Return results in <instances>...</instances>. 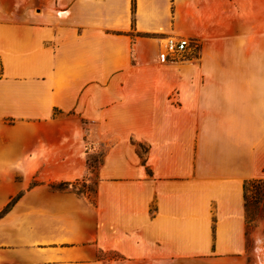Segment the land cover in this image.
<instances>
[{"label": "crops", "instance_id": "0c3cea01", "mask_svg": "<svg viewBox=\"0 0 264 264\" xmlns=\"http://www.w3.org/2000/svg\"><path fill=\"white\" fill-rule=\"evenodd\" d=\"M0 64V264H250L264 0H0Z\"/></svg>", "mask_w": 264, "mask_h": 264}, {"label": "rangeland", "instance_id": "374dc122", "mask_svg": "<svg viewBox=\"0 0 264 264\" xmlns=\"http://www.w3.org/2000/svg\"><path fill=\"white\" fill-rule=\"evenodd\" d=\"M1 72V64H0ZM138 151L143 157L146 145L138 142ZM88 162L95 164L99 161L100 155L98 152L89 151L87 154ZM257 177L252 179L247 184L246 188V219L248 228V239L252 243V252L248 255L250 264H264V180ZM36 181L33 179L32 182ZM72 185L78 191L87 192L94 191V182L86 184L84 179H76L72 181ZM66 187V186H65ZM2 210V209H1ZM0 210V215L3 214ZM3 235L0 241L3 242ZM109 256L115 257V253H110Z\"/></svg>", "mask_w": 264, "mask_h": 264}, {"label": "built area", "instance_id": "2783aa9c", "mask_svg": "<svg viewBox=\"0 0 264 264\" xmlns=\"http://www.w3.org/2000/svg\"><path fill=\"white\" fill-rule=\"evenodd\" d=\"M189 39L175 35H168L163 39L164 49L160 53L161 60L173 59L177 53L182 52L188 45Z\"/></svg>", "mask_w": 264, "mask_h": 264}, {"label": "trees", "instance_id": "16d2710c", "mask_svg": "<svg viewBox=\"0 0 264 264\" xmlns=\"http://www.w3.org/2000/svg\"><path fill=\"white\" fill-rule=\"evenodd\" d=\"M133 9H134V1H133ZM87 161H88V159H87ZM88 164H89V166L95 167V166L98 164V162H96L94 165L91 164V163H89V162H88ZM252 179H255V178L246 179V180L244 181L243 187H244V195H245V198H246V188H247V184H248V182H250ZM259 179L264 180V178H259ZM51 184H52L54 187L63 188V187H65V186H67V185L69 184V182H68V181H58V182H52ZM19 195H20V192H18L17 194H15V195L10 199V201H9V202H8L3 208H2L1 212L4 213L6 210H8V208L13 204V202L19 197ZM245 203H246V202H245Z\"/></svg>", "mask_w": 264, "mask_h": 264}]
</instances>
